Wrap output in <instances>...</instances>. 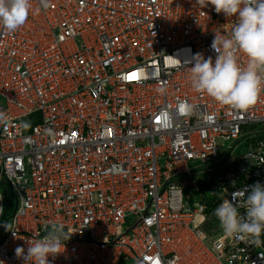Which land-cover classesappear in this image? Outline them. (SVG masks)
Listing matches in <instances>:
<instances>
[{"label":"built area","instance_id":"2783aa9c","mask_svg":"<svg viewBox=\"0 0 264 264\" xmlns=\"http://www.w3.org/2000/svg\"><path fill=\"white\" fill-rule=\"evenodd\" d=\"M234 21L196 0H31L0 28V264H32L17 247L53 225L69 237L49 264H264L214 215L264 185V87L241 110L190 79Z\"/></svg>","mask_w":264,"mask_h":264},{"label":"clouds","instance_id":"9594fccd","mask_svg":"<svg viewBox=\"0 0 264 264\" xmlns=\"http://www.w3.org/2000/svg\"><path fill=\"white\" fill-rule=\"evenodd\" d=\"M200 8L209 5L225 18L235 17L230 33L226 36L215 32L210 48L215 60L205 59L197 53L190 67L191 85L195 92L210 96L215 102L236 109L253 105L264 87V0H196ZM31 0H0V28L14 32L28 19ZM238 54L247 59L239 62ZM190 111L191 105H185ZM243 191L233 193L232 200L223 199L214 215L225 237L247 240L255 247L264 246V185L259 182ZM241 197H244L241 200ZM245 210L241 215L239 209ZM62 226L51 229L35 242H27V252L17 247L16 256L32 264H49L48 257L64 249Z\"/></svg>","mask_w":264,"mask_h":264},{"label":"rangeland","instance_id":"374dc122","mask_svg":"<svg viewBox=\"0 0 264 264\" xmlns=\"http://www.w3.org/2000/svg\"><path fill=\"white\" fill-rule=\"evenodd\" d=\"M262 127H264V124L254 125L255 129H261ZM217 143H218V151H217L216 156L210 157V158H208V160H214V159H218V158L221 159L222 157H224V159L227 160V162H226V166H227L231 163V161L234 160L235 154L237 153V149H234L231 154H228L227 146L229 145V141H227L226 143H223L222 145L220 144V141H218ZM229 146L231 147V145H229ZM3 188L6 189L7 194L10 195L8 186L3 185Z\"/></svg>","mask_w":264,"mask_h":264}]
</instances>
